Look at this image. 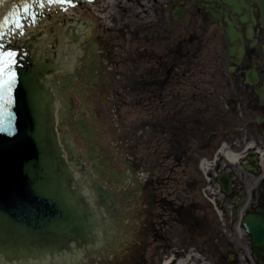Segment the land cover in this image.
Here are the masks:
<instances>
[{
    "label": "flooded vegetation",
    "instance_id": "flooded-vegetation-1",
    "mask_svg": "<svg viewBox=\"0 0 264 264\" xmlns=\"http://www.w3.org/2000/svg\"><path fill=\"white\" fill-rule=\"evenodd\" d=\"M235 1L247 3L248 9L242 8L238 14L221 0H82L80 20L86 38L82 42L81 63L70 72L76 77L68 89L62 86L56 96H60L59 100H65L67 93L79 97L78 101L65 100L64 123L71 124L69 130L84 140L86 149L84 152L73 150L74 161L69 164L78 171L80 181L90 185L96 208L105 213H100L105 227L120 214L121 200L130 196L131 188L137 190L133 199L144 197L149 202L156 183L149 176L140 179L134 162L107 152L104 142L97 139L102 134L100 117L101 106L107 105L105 93H109L117 111L127 91V105L146 110L151 116L146 126L151 124L159 130L160 146L165 148L162 155L175 163L184 157L190 161V179L186 181L189 189L206 199L218 196V218L206 199L201 204L195 199L174 206L163 197L155 199L164 207L172 206L173 215L186 236L199 239L206 249L213 248L212 242L217 237L215 228L237 227L244 232V216L264 208V104L257 94L264 89L263 28L259 23L258 0ZM241 14L246 16V23L239 21ZM227 20L241 36L233 43V54L229 53L226 37ZM188 31L195 37L217 32L218 40L222 45L225 41L226 49L224 59L215 66L216 76L196 78L189 97L190 109L183 114L182 94L172 91V78L167 75L174 65H165L163 42L167 33L179 37ZM91 33L96 43L95 53L88 44ZM239 48H242L240 54ZM89 50L93 58L90 62L85 58ZM138 74L148 75V83L162 90L146 91L133 85L124 89L114 85V78L119 76L141 81ZM177 80L175 77L174 87L180 86ZM215 90L221 100L214 104ZM76 106L91 111L93 121L97 119L99 126L86 121L82 134L78 123L80 114L73 116ZM183 127L187 130L184 138ZM185 140H189L186 145ZM226 150L236 155L235 161L223 155ZM66 157L72 159L68 154ZM224 177L227 188H222L219 182ZM245 235L249 243L246 251L230 242L225 243V255L218 252L224 264H260L251 251V236ZM256 254L264 261V252Z\"/></svg>",
    "mask_w": 264,
    "mask_h": 264
},
{
    "label": "rangeland",
    "instance_id": "rangeland-1",
    "mask_svg": "<svg viewBox=\"0 0 264 264\" xmlns=\"http://www.w3.org/2000/svg\"><path fill=\"white\" fill-rule=\"evenodd\" d=\"M55 25L61 24V20L69 17L80 18L81 9L75 7L71 14L59 15ZM89 17H92L89 15ZM82 27L80 23V28ZM60 39L64 40L63 30L60 28ZM219 33H208L206 35L194 36L190 31L183 33L179 37L167 33L165 36L166 57L165 65L169 67L173 64L170 72L172 91H180L182 94L183 114L185 110L190 109L189 97L193 92L196 78L202 76H216V64L220 59H224V49L226 43L218 40ZM63 37V38H62ZM181 39V42H179ZM60 52L65 53L60 61L69 62L73 59L72 69L79 67L81 63L80 56L75 55L76 45H61ZM145 69V68H143ZM72 71V70H70ZM61 78H64L68 71H60ZM142 77V83H138L131 77H115L114 85L126 89L128 85L136 88H146V91H161L158 85L148 83V75L138 74ZM152 75V73L150 74ZM175 77L178 78L179 87H174ZM216 88V87H215ZM57 94L58 91H57ZM104 100L106 107L101 106L103 115L102 134L97 135V139L104 142L107 152L119 155L127 161L135 163L138 170L137 175L140 179L147 176L151 181H156L153 185V195L155 199L171 200V205L188 204L189 202L199 201L201 204L206 198L195 194L189 189L187 180L190 179V161L185 157L177 163L173 159H168L162 155L165 148L160 146V132L151 124L146 126L147 121L151 119L150 114L137 106L127 105L128 93L126 91L125 99L119 105L117 111L111 103L109 93H105ZM67 98L78 101L79 97L71 93L66 94ZM65 98V97H64ZM66 100V98H65ZM65 100H60L54 105L55 122L57 133L61 134L66 130L65 139L70 141L76 151L84 152L86 145L80 136H74L71 132V124L64 123L65 113L63 105ZM219 92L215 90L214 104L220 101ZM217 107L215 106V116ZM81 113L86 121H91L96 127L99 122L93 121L94 114L86 111L81 106H76L73 115ZM96 117V116H95ZM158 118V116H156ZM101 126V124H100ZM187 130L183 127L181 135L183 138ZM189 140L183 141L185 145ZM186 151V149H182ZM189 151V150H187ZM162 184V188L161 185ZM83 188L95 211L99 214L103 211L96 208L94 195L89 184L83 183ZM137 194L135 188H131L130 196L121 200L118 220L108 225L106 232H100V244L89 246L86 250L79 251L80 259H75V264H160L165 257L174 258L173 263L181 260L187 264H224V260L219 257L218 252L225 255L227 249L225 243H233L236 248L246 251L249 245L248 239L239 228L220 226L215 228L216 239L212 242L213 248L204 249L203 244L197 238H189L183 227H180L171 209H166L155 202L146 203L144 197H133ZM211 198V196H209ZM215 201L218 196H215ZM205 202H208L207 199ZM209 203V202H208ZM216 203V202H215ZM216 205V204H215ZM104 213V211H103ZM105 215V213H104ZM218 218V215L216 216ZM201 252H210L205 255ZM30 264V262H24ZM42 264V262L34 263Z\"/></svg>",
    "mask_w": 264,
    "mask_h": 264
},
{
    "label": "water",
    "instance_id": "water-1",
    "mask_svg": "<svg viewBox=\"0 0 264 264\" xmlns=\"http://www.w3.org/2000/svg\"><path fill=\"white\" fill-rule=\"evenodd\" d=\"M222 1L232 5L237 12L240 7L247 8L243 2ZM258 6L260 23L264 26V0H258ZM39 16L43 14H31V18ZM239 20L245 22L246 18L241 16ZM227 23V38L233 43L238 34L232 23L228 20ZM40 36L41 32L31 35L23 43L25 48L17 45L15 40L6 39L4 44L24 51L32 47L30 42H40V38L36 39ZM37 50L35 47L31 54H18L14 67L15 84L10 93L12 102L0 115V255L10 259L53 258L71 250L72 243L76 247L86 245L98 223L82 202L79 187L74 184L72 188L71 174L62 160L52 125V94L46 77L54 67L43 63L36 56ZM233 50L231 46L230 53ZM262 50L264 55V42ZM258 95L264 103V92H258ZM8 112H11V119ZM262 220L264 212L248 215L242 220L245 230L251 234L255 257L258 249L264 251ZM75 259L80 256L65 255V259L54 260L52 264H75ZM24 262L38 263L31 258L12 263L0 260V264ZM40 262L49 264L43 258Z\"/></svg>",
    "mask_w": 264,
    "mask_h": 264
},
{
    "label": "snow or ice",
    "instance_id": "snow-or-ice-1",
    "mask_svg": "<svg viewBox=\"0 0 264 264\" xmlns=\"http://www.w3.org/2000/svg\"><path fill=\"white\" fill-rule=\"evenodd\" d=\"M35 2V0H33ZM53 3H65L70 0H50ZM3 3V0H0ZM30 4L28 0H24L22 5H15L13 10L9 12L8 17L3 21H0V29L6 24H14L17 29L22 27L20 20L21 12L25 15L29 13ZM41 6H43V0H41ZM34 15V13H32ZM3 31H0V36H3ZM18 53L12 49V47L5 46L0 42V115H3L4 110L11 104V89L15 84L16 74L14 67L17 64ZM8 118L11 119V112H8Z\"/></svg>",
    "mask_w": 264,
    "mask_h": 264
},
{
    "label": "bare ground",
    "instance_id": "bare-ground-1",
    "mask_svg": "<svg viewBox=\"0 0 264 264\" xmlns=\"http://www.w3.org/2000/svg\"><path fill=\"white\" fill-rule=\"evenodd\" d=\"M39 28L43 29V28H45V26H42V27H39ZM41 32L44 33L46 31L41 30ZM262 155H264V154H262ZM225 156L230 161H235L236 160V155L235 154H232L230 152H226L225 153ZM171 258L172 257L167 258V260L162 261L160 264H171V263L174 264L173 262H171ZM176 264H187V262H185V261H183V260L180 259V261L178 263H176Z\"/></svg>",
    "mask_w": 264,
    "mask_h": 264
}]
</instances>
